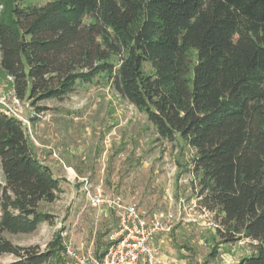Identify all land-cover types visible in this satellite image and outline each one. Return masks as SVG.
<instances>
[{
  "label": "trees",
  "instance_id": "16d2710c",
  "mask_svg": "<svg viewBox=\"0 0 264 264\" xmlns=\"http://www.w3.org/2000/svg\"><path fill=\"white\" fill-rule=\"evenodd\" d=\"M22 1L0 0V65L15 97L35 105L104 77L157 137L194 148L199 206L222 213L226 241L255 243L237 264H264V0ZM0 170V255L62 264L54 246L5 237L47 222L39 204L60 183L2 111Z\"/></svg>",
  "mask_w": 264,
  "mask_h": 264
},
{
  "label": "rangeland",
  "instance_id": "374dc122",
  "mask_svg": "<svg viewBox=\"0 0 264 264\" xmlns=\"http://www.w3.org/2000/svg\"><path fill=\"white\" fill-rule=\"evenodd\" d=\"M49 1L23 0L19 6ZM14 96L12 79L0 65V108L5 103L16 114L34 155L60 183L57 199L39 204V211L50 216L47 222L32 233H5L14 244H37L42 250L54 246L62 264H73L65 251L68 243L100 255L116 220L108 203L92 204L91 196L100 192L105 199L135 205L146 217L173 214L172 230L158 237L162 247L154 246L153 264H237L254 252L250 239L226 241L218 233L220 211L199 206L194 148L178 135L157 137L145 113L114 92L104 77L35 105ZM14 259L2 254L0 264Z\"/></svg>",
  "mask_w": 264,
  "mask_h": 264
},
{
  "label": "built area",
  "instance_id": "2783aa9c",
  "mask_svg": "<svg viewBox=\"0 0 264 264\" xmlns=\"http://www.w3.org/2000/svg\"><path fill=\"white\" fill-rule=\"evenodd\" d=\"M3 104L0 111L17 117L11 113L9 106ZM91 199L93 205L106 202L115 211V228L108 234V244L100 255L75 249L68 243L65 251L73 264H153L157 252L151 241L155 236L172 230L173 214L161 212L146 217L135 205L105 199L100 192L91 196ZM213 226L217 227L216 224Z\"/></svg>",
  "mask_w": 264,
  "mask_h": 264
},
{
  "label": "crops",
  "instance_id": "0c3cea01",
  "mask_svg": "<svg viewBox=\"0 0 264 264\" xmlns=\"http://www.w3.org/2000/svg\"><path fill=\"white\" fill-rule=\"evenodd\" d=\"M165 234H162V235H160V236H155L154 237V239H153V241L151 242V245L154 247V246H156L157 247V249H160L161 247H162V244H163V241H162V239L163 238H158V237H162V236H164ZM160 259V262H162L163 261V259H162V256L159 258Z\"/></svg>",
  "mask_w": 264,
  "mask_h": 264
}]
</instances>
